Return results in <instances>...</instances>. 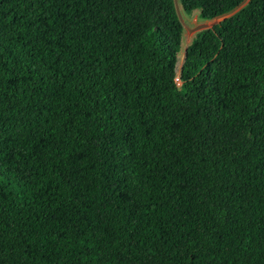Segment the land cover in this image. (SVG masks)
<instances>
[{
    "label": "trees",
    "instance_id": "trees-1",
    "mask_svg": "<svg viewBox=\"0 0 264 264\" xmlns=\"http://www.w3.org/2000/svg\"><path fill=\"white\" fill-rule=\"evenodd\" d=\"M178 3L0 0V264H264V0Z\"/></svg>",
    "mask_w": 264,
    "mask_h": 264
},
{
    "label": "rangeland",
    "instance_id": "rangeland-1",
    "mask_svg": "<svg viewBox=\"0 0 264 264\" xmlns=\"http://www.w3.org/2000/svg\"><path fill=\"white\" fill-rule=\"evenodd\" d=\"M231 15L225 16L223 18L217 19L215 21H211V22H205L202 21L196 14L195 15H189L184 13L183 15V19H184V24L186 26V31L184 34L185 37V44L188 45L193 38L195 37V33L190 32L189 29H194L195 27L201 25V24H208L209 26H212L213 24H217L221 21H223L224 19L230 17Z\"/></svg>",
    "mask_w": 264,
    "mask_h": 264
},
{
    "label": "water",
    "instance_id": "water-1",
    "mask_svg": "<svg viewBox=\"0 0 264 264\" xmlns=\"http://www.w3.org/2000/svg\"><path fill=\"white\" fill-rule=\"evenodd\" d=\"M175 3H176L177 12H178V15H179V17H180V20H181V22L184 24L183 15H182V13H181V10H180V7H179L178 0H175ZM213 25H215V24H213ZM213 25H212V26H213ZM212 26H209L208 24H201V25L195 27L194 29H189V31H190V32H193V33L196 34V33L200 32V31H203V30H205V29H208V28H210V27H212Z\"/></svg>",
    "mask_w": 264,
    "mask_h": 264
},
{
    "label": "built area",
    "instance_id": "built-area-1",
    "mask_svg": "<svg viewBox=\"0 0 264 264\" xmlns=\"http://www.w3.org/2000/svg\"><path fill=\"white\" fill-rule=\"evenodd\" d=\"M176 81L178 82V84H180V80H179V78H177Z\"/></svg>",
    "mask_w": 264,
    "mask_h": 264
}]
</instances>
